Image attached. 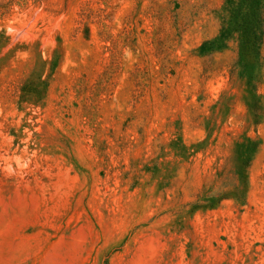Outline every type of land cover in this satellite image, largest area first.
<instances>
[{
    "label": "rangeland",
    "instance_id": "rangeland-1",
    "mask_svg": "<svg viewBox=\"0 0 264 264\" xmlns=\"http://www.w3.org/2000/svg\"><path fill=\"white\" fill-rule=\"evenodd\" d=\"M252 6L0 0V264H264Z\"/></svg>",
    "mask_w": 264,
    "mask_h": 264
},
{
    "label": "trees",
    "instance_id": "trees-1",
    "mask_svg": "<svg viewBox=\"0 0 264 264\" xmlns=\"http://www.w3.org/2000/svg\"><path fill=\"white\" fill-rule=\"evenodd\" d=\"M258 2H259V0H253V6L252 7H254V5L258 4ZM255 10H256V8H255ZM224 35H226V31L222 30V32H220V36H224Z\"/></svg>",
    "mask_w": 264,
    "mask_h": 264
}]
</instances>
